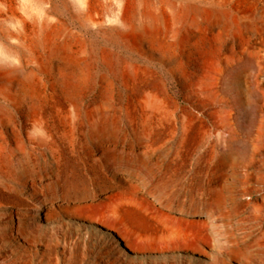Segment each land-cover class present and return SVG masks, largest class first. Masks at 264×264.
<instances>
[{
    "label": "bare ground",
    "instance_id": "1",
    "mask_svg": "<svg viewBox=\"0 0 264 264\" xmlns=\"http://www.w3.org/2000/svg\"><path fill=\"white\" fill-rule=\"evenodd\" d=\"M59 1L71 21L61 16L56 0H0V209L9 212V235L27 247L37 238V225L48 223V213L62 202L101 198L90 188L79 196L74 179L65 188L58 179L65 160H83V141L91 158L118 159L123 173L139 177L150 171L162 136L177 123L186 137L195 119L213 115L224 121L229 137L221 155L231 162L236 131L229 119L243 102L248 70L254 67L256 78L264 70V0ZM252 14L259 15L258 23ZM91 35L104 46L97 48ZM119 51L136 59L121 58ZM158 59L186 92L185 104L144 64ZM121 90L125 97L119 100ZM54 183L52 199L30 202ZM212 192L200 207L210 214L221 200L218 189ZM112 211L144 224L145 215L132 203L115 201ZM88 221L114 230L100 219ZM172 235L190 237L178 227ZM120 240L135 259L197 252L185 243L143 251Z\"/></svg>",
    "mask_w": 264,
    "mask_h": 264
},
{
    "label": "rangeland",
    "instance_id": "2",
    "mask_svg": "<svg viewBox=\"0 0 264 264\" xmlns=\"http://www.w3.org/2000/svg\"><path fill=\"white\" fill-rule=\"evenodd\" d=\"M56 4L61 16L71 21L70 12L59 0ZM258 14H252L257 23ZM90 38L97 48L104 46L99 36ZM119 54L136 59L125 51ZM145 63L185 104L186 92L174 82L166 63L159 59ZM262 73L256 78V69L248 70L243 102L229 119L236 131V154L231 162L221 155L229 137L222 129L224 121L213 115L195 119L186 137L180 122L170 133H162L150 171L139 177L123 173L124 162L118 159L91 158L89 144L83 141L79 147L83 160H65L59 169L62 179H58L62 188L67 186L66 180L74 179V192L79 196L90 188L101 198L62 202L48 213V223L37 225V238L28 247L9 235V212L0 209V264H217L221 259L224 264H264V148L259 142L262 138L264 143V70ZM124 97L121 90L117 99ZM55 185L45 194L32 196L30 202L52 199ZM215 189L220 191L221 200L210 214L200 207ZM116 196L122 198L120 203ZM115 201L119 206L132 203L140 209L145 215L143 226L130 223L121 211H112ZM90 218L113 224L114 230L91 223ZM177 227L190 233L188 241L172 235ZM119 236L143 251L160 252L185 243L195 246L197 252L135 259L122 240L117 243ZM230 245L240 250L230 251Z\"/></svg>",
    "mask_w": 264,
    "mask_h": 264
}]
</instances>
